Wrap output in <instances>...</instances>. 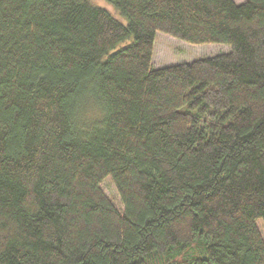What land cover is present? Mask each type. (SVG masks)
<instances>
[{
	"label": "trees",
	"instance_id": "trees-1",
	"mask_svg": "<svg viewBox=\"0 0 264 264\" xmlns=\"http://www.w3.org/2000/svg\"><path fill=\"white\" fill-rule=\"evenodd\" d=\"M105 1L0 0V264H264V0Z\"/></svg>",
	"mask_w": 264,
	"mask_h": 264
},
{
	"label": "rangeland",
	"instance_id": "rangeland-1",
	"mask_svg": "<svg viewBox=\"0 0 264 264\" xmlns=\"http://www.w3.org/2000/svg\"><path fill=\"white\" fill-rule=\"evenodd\" d=\"M96 7L106 10L113 18L120 23H126L125 19L120 16L117 10L105 0H89ZM236 4H241L244 0H233ZM130 40L117 45L116 50H119L130 44ZM229 49L226 45H191L185 42L173 39L165 34L156 33L153 41V50L151 57V66L153 69L162 68L169 65H175L182 62L206 58L226 52ZM100 189L111 201L118 211L122 210V203L119 195L110 180L105 178L100 184ZM256 225L264 238V225L261 220L256 221Z\"/></svg>",
	"mask_w": 264,
	"mask_h": 264
}]
</instances>
